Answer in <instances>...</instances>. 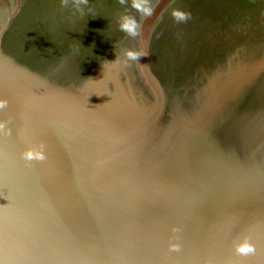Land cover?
<instances>
[{"label":"water","instance_id":"95a60500","mask_svg":"<svg viewBox=\"0 0 264 264\" xmlns=\"http://www.w3.org/2000/svg\"><path fill=\"white\" fill-rule=\"evenodd\" d=\"M148 3L0 0V264H264V0Z\"/></svg>","mask_w":264,"mask_h":264},{"label":"clouds","instance_id":"9594fccd","mask_svg":"<svg viewBox=\"0 0 264 264\" xmlns=\"http://www.w3.org/2000/svg\"><path fill=\"white\" fill-rule=\"evenodd\" d=\"M120 2L126 3V0H120ZM60 3L63 6H68L69 4L75 5L77 11L83 13V5H87L88 0H60ZM132 7L137 11L141 12L144 16H150L153 12V8L149 5L148 0H132ZM172 16L174 20L178 23L187 21L191 13L187 12L180 8H175L172 11ZM119 28L122 32L126 33L128 36L136 37L139 35L140 24L135 19V17L130 15H122L119 18ZM149 53L145 49H136V48H128L124 51V56L128 61H139L142 57L147 56ZM119 59L116 53V59L114 61L104 60L103 68L106 67L107 62H115ZM8 104V100L4 97H0V109L4 108ZM2 126V125H0ZM25 157L29 160H43L45 159V151L43 145L36 148H29L25 152ZM172 250H177L179 248V244H171ZM233 249L235 253L239 255H249L254 254L256 252V246L252 242L249 236H242L233 241Z\"/></svg>","mask_w":264,"mask_h":264}]
</instances>
